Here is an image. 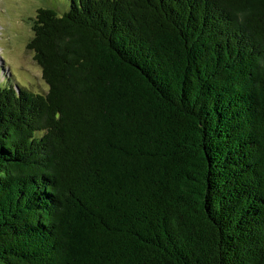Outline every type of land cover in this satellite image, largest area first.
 I'll use <instances>...</instances> for the list:
<instances>
[{"label": "trees", "instance_id": "trees-1", "mask_svg": "<svg viewBox=\"0 0 264 264\" xmlns=\"http://www.w3.org/2000/svg\"><path fill=\"white\" fill-rule=\"evenodd\" d=\"M32 32L0 264H264V0H71Z\"/></svg>", "mask_w": 264, "mask_h": 264}, {"label": "rangeland", "instance_id": "rangeland-1", "mask_svg": "<svg viewBox=\"0 0 264 264\" xmlns=\"http://www.w3.org/2000/svg\"><path fill=\"white\" fill-rule=\"evenodd\" d=\"M71 0H0V86L4 80L24 88L45 92L47 86L28 43L33 37L32 21L38 8L55 11ZM59 13V12H58Z\"/></svg>", "mask_w": 264, "mask_h": 264}]
</instances>
